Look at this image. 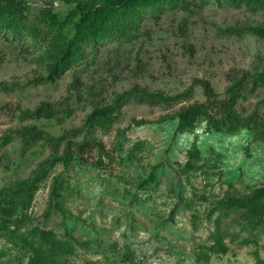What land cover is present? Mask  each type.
<instances>
[{
	"label": "rangeland",
	"instance_id": "rangeland-1",
	"mask_svg": "<svg viewBox=\"0 0 264 264\" xmlns=\"http://www.w3.org/2000/svg\"><path fill=\"white\" fill-rule=\"evenodd\" d=\"M25 1L28 22L52 1L61 18L74 6ZM250 28L264 30V7L245 1L160 9L131 35L87 45L45 82L34 81L47 73L35 39L0 32V264L39 256L61 264L264 259V203L257 211L228 206L264 186V142L247 127L180 117L205 103L220 119L214 104L236 92L240 120L264 119V82L252 89L247 76L264 71V37ZM44 105L52 117L30 115ZM109 105L111 125L88 126L92 111ZM26 127L37 134L25 140ZM87 137L96 143L82 159L56 163L69 141L74 149ZM57 178L64 211L55 207ZM52 239L74 250L55 249Z\"/></svg>",
	"mask_w": 264,
	"mask_h": 264
},
{
	"label": "trees",
	"instance_id": "trees-1",
	"mask_svg": "<svg viewBox=\"0 0 264 264\" xmlns=\"http://www.w3.org/2000/svg\"><path fill=\"white\" fill-rule=\"evenodd\" d=\"M73 4L68 13L61 18L59 13L54 11V2L41 9L37 22H28V4L25 0H0V32L6 37H20L35 39L32 44L40 49L39 61H42L47 71L46 75L36 78L34 81H50L58 77L68 67L76 64L84 53V47L92 44L99 45L107 39L124 35H131L137 27L138 22L147 14L151 15L160 9L180 7L188 9L192 5L203 4L207 0H63ZM231 3L247 2L253 9L264 7V0H228ZM158 16V15H157ZM251 31L264 37V30L250 28ZM28 41V39H27ZM30 45V44H29ZM247 76L250 77L252 89L264 82V71ZM206 91L211 94L208 84H205ZM156 98V96H152ZM238 94L234 92L228 99L217 101L215 107L220 119L212 116L210 104L201 103L192 105L180 113L182 121L191 122L201 118H211L228 128L236 130L239 127L249 128L255 138L264 142V119L259 117H248L240 120L236 114ZM116 106H105L95 108L87 119L88 126H99L103 129L111 125V119ZM54 109L51 105L38 107L30 115L34 117H52ZM223 128V127H222ZM34 129V130H33ZM34 127H26L22 133L24 139L34 137L37 134ZM91 137V136H90ZM87 137L80 143L75 144L72 149L71 142L66 147L64 154L55 159L56 163L62 162L65 167L74 160L83 158V152L94 147L96 143L92 138ZM198 151L193 153L197 155ZM100 162H103L101 159ZM38 181V180H37ZM36 181V182H37ZM28 188V199L33 197V186ZM59 178L55 182L53 196L56 200L58 194ZM264 203V186L256 188L246 198H229V207H248L257 211ZM260 206V207H261ZM55 207L64 211L59 202L55 201ZM46 237L51 239L52 233L46 232ZM70 236L74 239L73 235ZM53 248L72 253L74 246L72 242L51 240ZM56 256L31 258L26 264H61ZM257 264H264V259H258Z\"/></svg>",
	"mask_w": 264,
	"mask_h": 264
}]
</instances>
